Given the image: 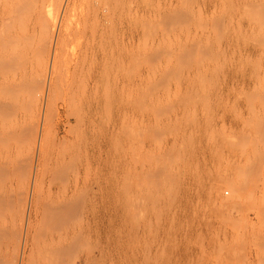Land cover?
<instances>
[{"label":"rangeland","instance_id":"374dc122","mask_svg":"<svg viewBox=\"0 0 264 264\" xmlns=\"http://www.w3.org/2000/svg\"><path fill=\"white\" fill-rule=\"evenodd\" d=\"M99 1H77L66 67L77 54L78 16ZM59 2L0 0V73L7 80L0 78V97L13 103L11 124L25 142L42 114V64ZM124 4L104 134L96 122L76 125L64 79L51 100L55 155L80 137L90 154L89 237L74 242L63 262L264 264V0ZM221 178L229 187L218 186ZM11 199L4 227L19 216L23 194ZM10 247L0 264L12 263Z\"/></svg>","mask_w":264,"mask_h":264},{"label":"bare ground","instance_id":"6f19581e","mask_svg":"<svg viewBox=\"0 0 264 264\" xmlns=\"http://www.w3.org/2000/svg\"><path fill=\"white\" fill-rule=\"evenodd\" d=\"M77 1L59 2L60 14L57 11L56 16L59 14V18L55 17L58 21L55 23L54 42L42 64V87L39 94L42 114L37 118V126L30 141L28 135L29 143L22 140L27 139L25 135L20 139L21 133L13 126L16 121L11 124L10 118L15 120V116L10 117L15 115L10 105L13 103H9V99L3 101L5 96H1V101L0 97V258L5 248L12 245L11 264H65L67 249L74 242H85L89 237L92 183L90 154L82 145L83 138L80 137L73 141L68 152L55 155L48 137L51 100L64 79V89L77 104L76 125L90 126L96 122L97 131L100 135L104 134L107 76L110 66L114 64L116 68L119 65L125 4L124 0H98L96 5L92 4L93 0V6L87 4L90 7L85 8L86 12L83 10V15H77L79 18L83 16L82 27L76 35V41H73L77 44V54L66 67L63 55L72 36L70 21L75 16L76 5L80 3ZM80 12L83 13L82 9ZM146 24L143 27L148 28L150 22L148 26ZM4 74L0 73V78ZM4 82L7 83V80ZM0 85L1 90L3 85ZM66 123L70 124L69 121ZM22 142L27 144L22 145ZM221 179L218 181L219 187L231 184L229 180ZM20 193L21 196L23 194V203L19 216L10 217L13 219L10 227H4L2 220L5 207L12 200L11 197L16 201ZM7 240L9 247H6ZM44 257L48 263L41 262Z\"/></svg>","mask_w":264,"mask_h":264}]
</instances>
